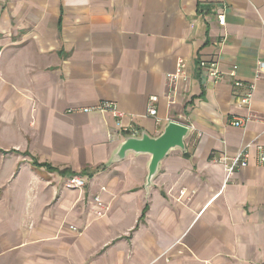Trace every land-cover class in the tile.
I'll use <instances>...</instances> for the list:
<instances>
[{"label":"crops","instance_id":"obj_1","mask_svg":"<svg viewBox=\"0 0 264 264\" xmlns=\"http://www.w3.org/2000/svg\"><path fill=\"white\" fill-rule=\"evenodd\" d=\"M259 63L264 0H0V264H264V163L251 147L226 179L214 162L264 153ZM232 72L254 85L248 108ZM169 121L190 128L186 149L148 194L147 156L104 168L121 127L157 136Z\"/></svg>","mask_w":264,"mask_h":264},{"label":"built area","instance_id":"obj_2","mask_svg":"<svg viewBox=\"0 0 264 264\" xmlns=\"http://www.w3.org/2000/svg\"><path fill=\"white\" fill-rule=\"evenodd\" d=\"M224 22H225V17L220 16L218 18V24L220 26H223ZM200 65L202 68H204L207 76L211 77L215 81H219L221 79V74L219 73L217 62H211L209 64L201 62ZM258 69H259V71H263L264 70V64L259 63ZM182 74H183V68H182V66H179L177 68V71L175 74L168 76L169 82H173L178 77H181ZM231 77L235 79L234 72L231 73ZM233 88H234L233 94L237 95L238 108H240V109L248 108L251 104V101H252L254 85L250 84V83L249 84H243V83H241L235 79V81L233 82ZM238 90L241 92L240 94L238 93L239 92ZM156 101H157V98L155 96H152L149 99V107L147 109V113L151 117H155V115H156V110L153 106V104ZM96 109L101 111V112L109 111L112 113V115L114 117H116V118L120 117V115L116 111V106L113 105L112 103H102L99 106H97ZM251 120H253L252 117L247 116L244 119L234 120L232 125L236 128H243ZM119 132H121L123 134L137 135V132H135L134 130H131V128L121 127ZM251 147H254V149L256 150V152L259 156L260 163H264V153H263V148L261 145H254V146L246 145L241 150H239L235 155L229 156V155L223 154L221 156H218L214 160V162L216 164L220 165L224 169L226 179H228L229 176L232 175L235 171L239 170L240 168L247 166L249 156H250L249 151H250ZM84 186H85L84 180L79 176H73V175L69 176L67 178V181L65 184V187L67 189H70V190H76V189L80 190V189L84 188ZM183 196H184V193L182 192L180 194V197H183ZM93 203L95 204L96 208L98 209V212L96 213V215L100 217L101 211L102 210L106 211V207L103 205L102 201L98 197H95L93 199ZM70 229H73V228L70 227Z\"/></svg>","mask_w":264,"mask_h":264},{"label":"water","instance_id":"obj_3","mask_svg":"<svg viewBox=\"0 0 264 264\" xmlns=\"http://www.w3.org/2000/svg\"><path fill=\"white\" fill-rule=\"evenodd\" d=\"M190 128L175 121L166 123L161 133L151 136L142 130L137 135L125 134L116 146L104 168L124 161L128 156H147L145 192L148 194L153 180L159 173L161 162L173 151L185 152V141Z\"/></svg>","mask_w":264,"mask_h":264}]
</instances>
